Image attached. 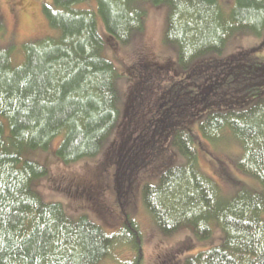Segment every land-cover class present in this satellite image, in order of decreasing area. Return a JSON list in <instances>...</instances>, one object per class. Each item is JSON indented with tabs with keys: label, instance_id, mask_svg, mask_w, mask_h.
Instances as JSON below:
<instances>
[{
	"label": "trees",
	"instance_id": "trees-1",
	"mask_svg": "<svg viewBox=\"0 0 264 264\" xmlns=\"http://www.w3.org/2000/svg\"><path fill=\"white\" fill-rule=\"evenodd\" d=\"M143 1L167 6L163 40L175 45L170 75L177 77L160 83L171 63L144 58L124 74L122 101L121 75L102 51L143 31ZM42 12L55 33L24 43L19 64L15 49L0 45V264H99L117 246L132 253L122 264L144 262L142 233L125 211L108 233L102 221L73 218L35 189L49 170L28 153L58 138L63 164L102 156L121 210L135 196L138 174L159 160L154 182L139 188L143 206L164 237L186 227L191 233L158 264H264V0H233L229 9L220 0H52ZM242 32L261 40L219 57ZM221 132L239 144L233 166L252 181H233L218 164L234 184L230 195L197 158L200 137L216 141ZM215 231L219 244L194 249Z\"/></svg>",
	"mask_w": 264,
	"mask_h": 264
},
{
	"label": "rangeland",
	"instance_id": "rangeland-1",
	"mask_svg": "<svg viewBox=\"0 0 264 264\" xmlns=\"http://www.w3.org/2000/svg\"><path fill=\"white\" fill-rule=\"evenodd\" d=\"M23 1L26 6V13H18L19 17L15 20L5 0H0V45L10 47L11 50L15 49L12 55L15 64H19L22 61L23 57L19 49L21 50L24 43L55 33L49 27L42 12L44 4H51L52 0ZM220 1L226 9H229L233 2V0ZM89 4L92 5L93 2ZM137 6L141 7L146 13L143 31L134 35L126 46L120 45L114 50L103 49L102 51V56L110 61L121 75L117 80V87L122 101L127 89L124 74L127 73L129 66L133 63L136 64L139 61L144 63V58H150L155 61L153 62L155 65L171 63L169 72L161 76L160 83L171 81L172 78L177 77L176 74L171 73L173 76L170 75V72L173 70L172 67H174L172 64L176 60L175 45L167 44L163 40L167 6L152 5L144 1L138 2ZM98 28L100 31H103L100 20L98 21ZM260 40V38L254 37L247 32L238 33L227 41L219 57H225L235 52L238 48L254 46ZM259 54L264 56V47ZM153 84L157 86V82ZM142 85L152 86V82L144 81ZM149 120L150 118L147 117L145 121L146 127H150L147 125ZM196 139L198 140L199 137L197 136ZM59 140L60 138L54 140L45 151L28 153L30 158H34L39 163H43L48 167V176L35 183V189L42 195L45 201H61L67 213L73 218L87 214L94 221H102L104 229L108 233H114L121 227L123 215L127 213L138 224L143 236V264H158L161 261L163 253L168 255L172 247L179 243L178 241L190 235V228L186 227L170 236L164 237L156 229L152 217L140 199L139 188L145 183L154 182L153 177L157 174L158 168L156 164L159 160H150L138 174L135 182L137 183L135 196L126 204L128 206L121 210L114 188L113 169L104 164L102 156L72 164H63L57 159L55 154ZM196 144L197 158L201 170L216 178L224 194H232L235 191V187L232 182L224 179L219 169L218 164L220 163L222 165L226 164L224 168L225 172L233 181L241 180L252 184V181L238 173L233 166L232 157H234V153L236 154L240 151V148L239 144L228 132H221L216 141H207V139L200 137V140ZM106 145L104 146L106 147ZM102 165L104 168H101ZM68 185L69 187H67ZM99 185H102V187L98 190L101 195L98 198L93 193L95 187ZM80 187L84 188L86 192H83ZM64 189H67L68 193H64ZM95 198L100 201H97ZM205 242L203 241L202 243ZM219 242L220 233L215 231L210 241L205 244L197 243L194 249H203L208 246L217 245ZM131 257L132 253L128 247L117 246L99 264H122L129 261Z\"/></svg>",
	"mask_w": 264,
	"mask_h": 264
},
{
	"label": "flooded vegetation",
	"instance_id": "flooded-vegetation-1",
	"mask_svg": "<svg viewBox=\"0 0 264 264\" xmlns=\"http://www.w3.org/2000/svg\"><path fill=\"white\" fill-rule=\"evenodd\" d=\"M5 2L8 5V9L10 12H12V9H16L15 14L26 13V6L23 0H5Z\"/></svg>",
	"mask_w": 264,
	"mask_h": 264
}]
</instances>
